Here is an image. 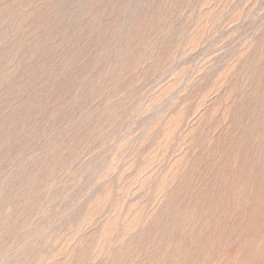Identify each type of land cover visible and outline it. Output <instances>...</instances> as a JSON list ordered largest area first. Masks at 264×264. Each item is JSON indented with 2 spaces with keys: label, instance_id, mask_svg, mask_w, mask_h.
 I'll list each match as a JSON object with an SVG mask.
<instances>
[{
  "label": "rangeland",
  "instance_id": "rangeland-1",
  "mask_svg": "<svg viewBox=\"0 0 264 264\" xmlns=\"http://www.w3.org/2000/svg\"><path fill=\"white\" fill-rule=\"evenodd\" d=\"M0 264H264V0H0Z\"/></svg>",
  "mask_w": 264,
  "mask_h": 264
}]
</instances>
